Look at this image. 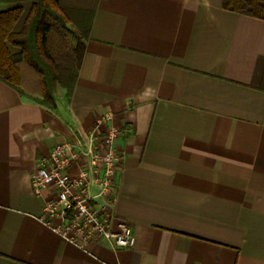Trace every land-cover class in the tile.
<instances>
[{
    "label": "crops",
    "instance_id": "crops-1",
    "mask_svg": "<svg viewBox=\"0 0 264 264\" xmlns=\"http://www.w3.org/2000/svg\"><path fill=\"white\" fill-rule=\"evenodd\" d=\"M54 98L0 80V264H264V20L222 0H97L73 90ZM108 113L112 220L134 244L84 250L42 224L53 188L36 197L30 175Z\"/></svg>",
    "mask_w": 264,
    "mask_h": 264
},
{
    "label": "built area",
    "instance_id": "built-area-1",
    "mask_svg": "<svg viewBox=\"0 0 264 264\" xmlns=\"http://www.w3.org/2000/svg\"><path fill=\"white\" fill-rule=\"evenodd\" d=\"M111 114L98 119L88 132L73 142H62L36 162L30 186L43 198L49 188L54 197L44 202L40 221L62 240L86 249L105 240L114 248L132 247L134 236L129 224L113 223L115 182L123 156L115 148L120 131L107 126ZM107 126L102 131L103 126ZM77 167L75 174L71 167ZM97 191L91 194L90 188Z\"/></svg>",
    "mask_w": 264,
    "mask_h": 264
},
{
    "label": "trees",
    "instance_id": "trees-1",
    "mask_svg": "<svg viewBox=\"0 0 264 264\" xmlns=\"http://www.w3.org/2000/svg\"><path fill=\"white\" fill-rule=\"evenodd\" d=\"M12 4L0 10V80L21 95H28L22 88V76L18 64L26 62L38 75L39 94L31 97L40 105L55 107L54 88L58 83L66 90L69 98L81 63L85 40L88 38L90 15L87 12L82 21L71 32L73 48L61 57H54L49 50V34L55 22L67 18L60 6V0H10ZM225 10L264 20V0H222ZM14 52V55L12 53ZM34 99H33V98Z\"/></svg>",
    "mask_w": 264,
    "mask_h": 264
},
{
    "label": "rangeland",
    "instance_id": "rangeland-1",
    "mask_svg": "<svg viewBox=\"0 0 264 264\" xmlns=\"http://www.w3.org/2000/svg\"><path fill=\"white\" fill-rule=\"evenodd\" d=\"M95 0H60V6L67 18V24L62 20L55 22V26L49 34V50L52 56L61 57L68 53L74 46V39L71 32L83 19L82 15H90ZM12 4L10 0H0V10ZM24 11L28 8V2H21ZM14 55V52L12 53ZM22 76V88L29 96L39 94V78L36 72L24 61L18 64ZM66 92L60 84H56L54 94L60 91ZM32 97V98H33ZM31 98V97H30ZM34 99V98H33Z\"/></svg>",
    "mask_w": 264,
    "mask_h": 264
}]
</instances>
